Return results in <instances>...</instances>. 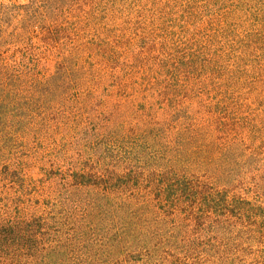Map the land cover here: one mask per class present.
I'll use <instances>...</instances> for the list:
<instances>
[{"label":"rangeland","instance_id":"374dc122","mask_svg":"<svg viewBox=\"0 0 264 264\" xmlns=\"http://www.w3.org/2000/svg\"><path fill=\"white\" fill-rule=\"evenodd\" d=\"M71 6L93 7L104 19L84 27L77 39L80 46L94 49L82 52L78 62V76L85 81L51 93L46 102L36 99L39 95L30 102L26 92L21 93V108H12L11 113L16 124H0V200L18 196L15 185L1 176L7 169L25 184L27 195L17 197L25 207L41 203L52 187L83 165L98 175L131 174L127 180L147 186L176 157L180 167L193 173V164L204 154H219L230 144L243 173L264 170V143L250 140L264 136V106L251 97L252 92H262L257 86L263 79L248 73L258 58L250 52L240 66L236 63L240 47L250 46L251 38L264 41V0H82ZM77 18L76 22L84 21L82 14ZM63 19L74 22L67 13ZM70 27L76 33L75 25ZM105 31L109 35H101ZM162 41L171 43L166 53L159 50ZM148 43L154 47L150 54L144 49ZM75 44V37L62 40L57 54ZM95 50H107L115 65L98 60ZM53 52L33 39L8 46L5 62L15 74L47 76L56 61ZM134 55L141 62L133 63ZM192 61L197 66L191 67ZM210 62L208 69L202 67ZM163 64H168L167 70L152 73ZM183 64L186 69L179 67ZM228 77L231 82L225 84ZM162 109L173 113L160 117ZM208 122L244 129L219 134L206 126ZM203 127L208 136L196 138ZM197 171L200 185L213 189L207 169ZM137 191L120 196L150 201V196ZM153 204L156 210L135 213H176L166 203Z\"/></svg>","mask_w":264,"mask_h":264},{"label":"trees","instance_id":"16d2710c","mask_svg":"<svg viewBox=\"0 0 264 264\" xmlns=\"http://www.w3.org/2000/svg\"><path fill=\"white\" fill-rule=\"evenodd\" d=\"M72 1L82 0H0V124H16L11 113L12 108H21L22 92H26L25 100L31 102L39 95L36 99L46 102L51 93L85 81L84 76H78V62L82 52L94 49L80 46L77 39L84 27L104 19L93 7H72ZM66 13L74 19L73 23L63 19ZM80 14L84 21L76 22ZM189 14L192 18L193 12ZM71 25H75L76 33L71 31ZM72 37L76 44L57 54L61 41ZM33 39L56 51V61L47 76L15 74L5 62L8 46ZM250 42V46L240 47L236 63L240 66L241 58L256 53L258 63L251 64L248 73L263 79L257 86L262 92H252L251 97L256 105L264 106V50L257 47H264V41L251 38ZM170 44L162 41L160 52L169 51ZM153 48L150 43L144 47L149 54ZM95 52L104 64L115 65L107 50ZM215 59L220 60L221 56ZM132 61L141 62L135 55ZM167 65H160L152 73L164 72ZM189 65L194 67L197 63L192 61ZM179 67L186 69L187 65ZM202 67L208 69L211 62ZM230 82V77L224 79L225 84ZM172 113L162 109L160 117ZM206 126L213 132L217 129L219 134L244 129L225 122H208ZM207 136L205 127L195 135ZM250 140L262 144L264 136L257 134ZM220 151L204 154L200 162L193 164V173L180 167L176 157L147 186L134 185L133 178L127 180L131 174L98 175L93 173V167L83 165L63 184L52 187L41 203L26 207L20 200L27 195L25 184L16 180L13 170L1 172L15 185L18 196L6 195L0 200V264H264V170L253 175L243 173L238 168L236 148L227 144ZM202 168L207 169L213 189L202 186L197 176V170ZM135 190H142L150 201L120 196ZM157 201L171 206L176 213H135L136 209L156 210L150 204ZM182 207L188 211L182 213Z\"/></svg>","mask_w":264,"mask_h":264}]
</instances>
